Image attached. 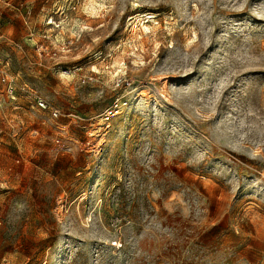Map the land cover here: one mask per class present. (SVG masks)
<instances>
[{"label":"rangeland","instance_id":"obj_1","mask_svg":"<svg viewBox=\"0 0 264 264\" xmlns=\"http://www.w3.org/2000/svg\"><path fill=\"white\" fill-rule=\"evenodd\" d=\"M2 76L0 264H264V0H0Z\"/></svg>","mask_w":264,"mask_h":264},{"label":"built area","instance_id":"obj_2","mask_svg":"<svg viewBox=\"0 0 264 264\" xmlns=\"http://www.w3.org/2000/svg\"><path fill=\"white\" fill-rule=\"evenodd\" d=\"M0 80H1L2 82H6V83H7V81H8V77H7V76H2ZM8 89H9L10 92L12 91V89H11L10 86H8ZM35 106H36V108H37L38 110H42V111H44V110H48L47 103H46L44 100H42L41 98H36V100H35ZM51 115H52L53 117H57L58 112H57L56 110H52V111H51Z\"/></svg>","mask_w":264,"mask_h":264},{"label":"bare ground","instance_id":"obj_3","mask_svg":"<svg viewBox=\"0 0 264 264\" xmlns=\"http://www.w3.org/2000/svg\"><path fill=\"white\" fill-rule=\"evenodd\" d=\"M151 18V17H150Z\"/></svg>","mask_w":264,"mask_h":264}]
</instances>
